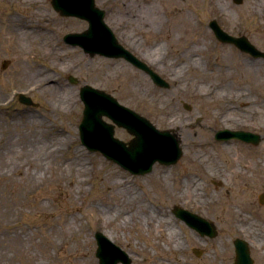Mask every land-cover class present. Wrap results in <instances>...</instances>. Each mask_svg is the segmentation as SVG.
<instances>
[{
    "label": "rangeland",
    "instance_id": "374dc122",
    "mask_svg": "<svg viewBox=\"0 0 264 264\" xmlns=\"http://www.w3.org/2000/svg\"><path fill=\"white\" fill-rule=\"evenodd\" d=\"M254 6L257 5L251 0H244L239 5L234 0H130V30L126 38L119 32L124 27L123 22L113 20L112 15L109 24L119 42L170 84L169 88H163L124 59L91 56L79 47L68 45L64 35L81 31L87 25L81 20L61 16L53 8L51 0H18L15 3L0 0V100L5 101L4 106L0 107V171L5 168L9 153L3 146L4 142L10 139L16 150L28 149L25 136L28 135L29 126L25 121L29 118L45 123L38 125L40 133L36 135L37 138L41 137L43 128L54 131L64 126L70 139L65 147L67 156L82 148L87 154L89 168V182L85 185L84 193L77 197L67 196L64 189L52 181L51 172L41 179L40 187L24 199L16 196L17 183L0 178V192L6 202H11L6 206L5 217H9L6 222L26 233L25 242L19 243L9 238L5 244L0 243V264H82L89 258L94 264H99L95 238V233L99 231L126 251L132 264H146V261L175 264L169 262V256L153 246V241L157 240L163 253H168L167 250L174 247V241L166 239L168 229L165 224H162L164 231L159 226L163 214L174 218L181 236L178 241L181 249L176 255L190 264H234L236 253L233 242L236 238L249 243L255 264H264V251L259 256L256 249V246L264 243V204L259 201V196L264 193V118L256 115L251 120L246 111L252 98L257 100V104H264V84L260 83L259 90L253 93L255 76L251 72L254 69L251 67H255L256 73L260 72L256 76L260 80L263 73L257 68L264 65V60L254 59L236 46L220 42L209 27V22L216 19L227 32L246 36L264 51V18L257 16ZM118 9L114 10L118 12ZM37 11L49 15L41 18ZM177 11L189 14L192 20L193 28L187 29L190 31L187 37L197 41L196 69L180 70L170 64L175 53L184 45L183 39L171 45L167 39L169 33L164 27L165 21L173 19ZM11 20L17 22L11 25ZM25 21L32 22L29 28L31 36L28 38L22 37ZM133 24L139 28L134 29ZM184 34L177 31L173 35L183 37ZM49 39L56 42V53L43 57L42 44ZM155 42L163 43L159 50H153L152 44ZM223 55L230 59L229 78H216L209 57ZM78 57H82L83 61H78ZM252 60L256 65L252 66ZM4 61L9 62L6 69L2 68ZM38 68L42 74L50 71L60 83L76 93L78 107L74 112L49 113V103L56 96L43 92L34 84L42 75L34 71ZM22 71L33 75L30 79H22ZM70 77H74L77 83H72ZM178 81L195 86H201V81L206 85H228L227 90L232 95L243 99L237 103L240 111L236 116H225L221 120L217 115L220 108L216 96L209 100L202 99L198 94L177 96L175 86ZM84 85L111 94L120 104L144 116L160 130L179 132L178 139L183 150L180 161L173 165L156 163L151 173L134 175L102 153L90 151L82 144L79 132L84 111L80 90ZM19 93L30 97L38 106L21 103L17 98ZM161 97L174 100L183 117L180 125L173 126L162 120L158 104L152 102ZM197 115L202 121L195 125ZM105 120L111 122L108 118ZM227 126L231 129H253L262 136L261 145L253 148L235 139L227 143L216 141L215 132ZM115 137L127 143L134 138L125 128L118 126L115 127ZM230 157L237 171L245 169V163H251L255 170L249 171L245 177L231 173ZM111 171H117L128 181L130 194L139 196L138 202H131L132 210L124 208V216L120 218L107 217L105 211L110 209L116 212L120 208L123 211L122 206L127 207L131 197L129 193L127 196L126 193L121 194L123 199L110 203L112 193L109 188L114 179L107 182L104 179ZM14 177L20 179L17 175ZM193 182L198 184V192L193 199H189L185 195L187 189L183 191L182 186L191 190ZM170 193L176 197L167 199ZM209 197L217 204L206 200ZM38 202L46 207L45 212H38ZM175 205L212 221L218 235L214 238L200 235L174 214ZM17 209H21L22 213L18 214ZM130 212L137 214L132 220L129 218ZM73 216L78 220L73 240L59 248L46 247L44 241L49 238L51 224L54 222L59 232L66 228L63 220L70 221ZM111 218L115 220L109 223ZM238 218L245 219L246 225L238 224ZM149 219L154 223H149ZM235 224L234 229L228 227ZM2 225L0 222V227ZM55 239L60 241L59 237ZM194 249L201 250L202 254L197 255ZM30 257L33 259L26 261Z\"/></svg>",
    "mask_w": 264,
    "mask_h": 264
},
{
    "label": "bare ground",
    "instance_id": "6f19581e",
    "mask_svg": "<svg viewBox=\"0 0 264 264\" xmlns=\"http://www.w3.org/2000/svg\"><path fill=\"white\" fill-rule=\"evenodd\" d=\"M5 3H15L18 0H3ZM254 5V11L257 13V16L261 19L264 18V0H251ZM38 13V11H37ZM40 13V14H39ZM41 18L47 17L48 13L39 12ZM17 21L10 22L11 25L15 24ZM153 21L152 23H154ZM192 20L189 14H185L182 11H177L174 15V18L168 21H165L164 27L165 30L169 33L167 39L171 41V45L177 43L179 39H183L184 45L181 49L175 53L174 57L170 60L171 66H176L180 70L184 68L188 69H196L197 54L195 53L196 49H198L197 41L193 38L187 37L188 28L192 27ZM31 21L23 22V33L22 37H30L31 32H29V28L31 27ZM135 26V27H134ZM134 29L139 28L135 24H133ZM193 28V27H192ZM180 31L185 33L183 37H177L173 34L175 32ZM192 39V40H189ZM162 42H155L152 45L153 50H159L161 48ZM56 42L52 39L45 41L42 44V56L48 57L55 54ZM78 61H83L82 57H78ZM212 59V71L216 72V78L226 76L229 78L228 72V63L230 59L227 55L219 56V57H209ZM255 61L252 60L251 64L256 65ZM200 63V62H199ZM264 63V62H263ZM200 65V64H199ZM254 68L255 67H251ZM252 69V75L255 76V80L253 81V93L259 90L261 86L260 83L264 84V65L257 70H261L263 73V77L259 80L257 79V73L260 72ZM38 75H41V70L34 69ZM40 73V74H39ZM22 79H30L33 74L28 73L27 71H22ZM200 83L201 86L190 85L186 83L177 82L175 86V92L177 96H185L191 94H198L202 99H212L216 96V99L219 103L220 111L217 112V115L221 117L225 116H236L235 114L240 111L237 103L241 102L243 99L234 95L227 90L228 85H223L221 83H214L206 85L203 81ZM34 84L43 92L48 93L50 95H55L56 98L54 101L49 103V113L51 115L64 112V113H72L78 107V100L76 93L70 90L66 85L59 82L50 71H46L44 74L39 76V78L34 81ZM221 84V85H220ZM219 91V92H218ZM218 93V94H217ZM169 97V96H166ZM161 97L158 100H152V102H156L157 107L160 108L162 114V120L166 121L168 124L173 126L180 125V122L183 121V117L180 114L177 106L174 103L172 98ZM209 100V99H208ZM5 101L0 100V107L4 106ZM246 111L247 115L251 117V120H254L256 117L261 115L264 118V104H257V100L252 98L250 102H248ZM181 120V121H180ZM25 123L28 124V135L25 136V143L28 147L26 151L16 150V146L12 144L10 139L4 142L3 146L7 148L9 151L8 156L5 160V168L0 171V178L11 180L14 183H17V198H25L31 194H33L39 187L41 183V179L47 176V173H53L52 181L56 182L58 187L64 189V192L67 193V196L77 197L84 193L85 185L89 182L87 174L89 172L88 162L86 160V152L82 148H77L70 156H67L65 152V147L69 144L70 139L68 137V131L64 126L60 129L52 130L49 128L41 129V137H36L37 134L40 133L39 126L45 125L44 122H39L34 119H26ZM44 123V124H43ZM182 124V123H181ZM39 125V126H38ZM228 125V124H225ZM229 127V126H227ZM179 135V132H177ZM232 140V139H231ZM227 143V142H226ZM229 169L231 173L241 175L243 177L247 176V173L254 169V166L251 163H245V169L238 170L234 166L233 160L231 157L229 159ZM255 170V169H254ZM159 171V169H157ZM15 175L19 176V180L15 179ZM110 179H114L111 187L109 188L112 196H110V203L118 202L119 199H123L122 195L129 193L130 203L129 205H124L123 211L120 208L118 211L115 210H106L105 216H115L116 218H120L124 216L125 209L131 208L130 204L136 203L139 201V196L135 194H130V186L126 179H124L121 175L119 176L117 171H111L107 174V178L104 179L105 182ZM193 188L188 190L187 186H182L183 191H185V195L189 197V199H193L195 193L198 192V184L193 182ZM117 190V192H116ZM122 194V195H121ZM176 195L174 193H170L167 195V199L171 200ZM243 200L245 198L242 197ZM6 198L3 196L2 192H0V222L3 224L0 227V243L5 244V240L9 238H14L16 242L22 243L26 241V233L21 229H17L16 226L7 223L6 220L9 217H5L6 215V206L11 204V202H6ZM209 202H215L212 197L207 198ZM129 202V201H128ZM132 202V203H131ZM216 203V202H215ZM217 204V203H216ZM145 206V205H144ZM147 209V207H144ZM36 209L38 212H45L46 207L42 205L41 202H38L36 205ZM18 214L22 213L21 209H17ZM130 220L137 216L135 212H130L129 214ZM13 218V217H12ZM115 219H109V223L114 221ZM54 221V220H53ZM77 217L73 216L70 221L64 219L62 223L66 225V228L61 231H57L54 227L55 223L53 222L50 227V233L48 234L49 238H46L44 244L46 247H54L59 248L62 246H66L71 240L74 238V234H76L74 227L77 222ZM238 224L246 225V220L238 218ZM149 223H154L153 220L149 219ZM105 225V223H103ZM102 224V225H103ZM162 224H165V227L168 229V235L166 239L170 242L174 241V247L169 248L167 250L168 253H163L160 248L159 242L157 240L153 241L154 248H157L162 254L169 256L171 263L175 264H190L186 259L179 258L176 253L181 249V244L178 242L181 239L179 235V231H177V226L175 224V220L172 216L168 214H163V217L159 221V226L161 227V231H164L162 228ZM237 224L228 226L229 228H235ZM192 228V227H191ZM55 237H59L60 241L56 240ZM161 237L163 235L161 234ZM112 238V237H111ZM256 249L259 253V256L263 255L262 251H264V243L256 246ZM49 256V255H48ZM33 259L32 257L26 258V261ZM28 262V263H29ZM82 264H94L91 258L82 262ZM146 264H155L154 261H146Z\"/></svg>",
    "mask_w": 264,
    "mask_h": 264
},
{
    "label": "water",
    "instance_id": "95a60500",
    "mask_svg": "<svg viewBox=\"0 0 264 264\" xmlns=\"http://www.w3.org/2000/svg\"><path fill=\"white\" fill-rule=\"evenodd\" d=\"M243 1L234 0L238 5ZM52 4L61 15L77 16L90 23L89 29L85 32L67 35L66 42L81 45L91 56L99 54L110 58L125 59L146 72L156 85L163 88L170 87V84L146 62L119 43L112 30L104 22V13L95 8L93 2L78 5L74 0H52ZM209 26L218 40L235 44L242 51L255 57H264V52L258 50L246 36L230 35L217 20H212ZM8 64V61H4L2 68L6 69ZM70 81L77 83L74 77H70ZM80 96L85 105L83 119L79 126L80 139L90 151L101 152L106 158L135 175H146L152 172L157 162L173 165L182 158L183 150L176 134L170 130L157 129L147 118L120 104L111 94L91 85H84L81 87ZM19 101L26 105L38 106L24 94L19 95ZM104 117L112 122H107ZM116 126L127 129L134 138L128 143L116 138ZM216 138L218 140L238 138L254 144H258L261 140L257 134L230 130L218 131ZM259 201L264 204V193L259 196ZM173 212L202 236L214 238L218 235L217 228L212 221L177 205L174 206ZM95 238L98 245L96 256L99 258V264H132L129 254L104 233L96 232ZM234 245L236 252L234 264H255L246 240L236 238ZM193 251L197 255L202 254L199 249Z\"/></svg>",
    "mask_w": 264,
    "mask_h": 264
},
{
    "label": "flooded vegetation",
    "instance_id": "af4514ba",
    "mask_svg": "<svg viewBox=\"0 0 264 264\" xmlns=\"http://www.w3.org/2000/svg\"><path fill=\"white\" fill-rule=\"evenodd\" d=\"M74 2L77 3L78 5L91 4V2H93L95 7L99 8L102 11H104V20L110 26L111 29H112V27L109 24V22L112 19V15H113V20H115V19L121 20L123 22V26L124 27H121L119 32L121 33V35H124L125 38L127 37L126 34H128V31L130 30V0H74ZM51 4H52V0H51ZM120 7H121V9H120ZM115 8L116 9L119 8L118 12L116 10H114ZM116 12L118 13L117 15H116ZM67 18H73V19L81 20V21L85 22V24L87 25V27L85 29H82L81 31H71V32H68L67 34L80 33V32L85 31L88 28V22L85 19H81V18L74 17V16H70V17H67ZM113 32L115 33V31H113ZM67 34H65V35H67ZM115 35H116V33H115ZM116 37L118 38L117 35H116ZM67 44L72 46V47H79V48H81L83 50L84 53H87L85 51V48H83V47H81L79 45H73V44H70V43H67ZM229 45H232V44H229ZM232 46H234V45H232ZM241 52H243V51H241ZM243 53H245V52H243ZM245 54L250 55L248 53H245ZM250 56L252 58L256 59L252 55H250ZM260 59L264 60V58H260ZM200 120L202 121V119H200L198 117V115H197L196 118H195V125H198L199 123H201ZM224 128L231 129L230 127H224ZM224 128H222V129H224ZM222 129H218L217 131L222 130ZM231 130L249 132L251 134H257V135H259L261 137V140H260V142L258 144H254L252 142H248V141H245V140H240L241 142H243L247 146H250V147H253V148H257L262 143V136L258 132L254 131L253 129L251 130V129H246V128L242 127V128H239V129H231ZM216 141H218V140H216ZM218 142L226 143L228 141H218Z\"/></svg>",
    "mask_w": 264,
    "mask_h": 264
}]
</instances>
